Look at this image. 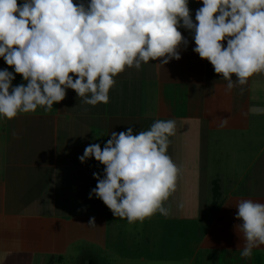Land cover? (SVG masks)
Segmentation results:
<instances>
[{
	"label": "crops",
	"instance_id": "1",
	"mask_svg": "<svg viewBox=\"0 0 264 264\" xmlns=\"http://www.w3.org/2000/svg\"><path fill=\"white\" fill-rule=\"evenodd\" d=\"M200 7L202 0H189L194 22ZM178 30L188 40L181 58L126 67L114 77L107 104H85L67 89L51 111L38 107L11 120L0 117V264H49L78 240L106 238L99 240L106 251L110 237L121 240L127 219L115 217L95 195L89 198L98 182L93 173L103 178L105 166L79 157L90 144L103 148L112 132L132 127L136 135L167 119L176 122L167 152L180 174L164 204L169 214L146 218L161 228L148 234L139 258L264 264V245L250 257L240 255L243 236L234 227L242 222L236 219L240 200L264 203V72L229 91L193 51L194 33ZM3 69L15 75L13 86H26L0 58ZM93 217L97 227L88 225Z\"/></svg>",
	"mask_w": 264,
	"mask_h": 264
},
{
	"label": "clouds",
	"instance_id": "2",
	"mask_svg": "<svg viewBox=\"0 0 264 264\" xmlns=\"http://www.w3.org/2000/svg\"><path fill=\"white\" fill-rule=\"evenodd\" d=\"M181 27L194 33L193 51L227 90L264 72V0H202L195 22L189 0H0V58L27 82L13 86V72L0 70V117L51 111L67 89L85 104H107L114 77L126 67L181 58L188 45ZM175 132L174 119L157 120L136 135L132 127L112 132L103 148L87 146L81 163L94 157L105 166L103 178L93 173L98 182L89 198L129 223L167 216L164 204L180 174L167 152ZM235 207L240 255L247 258L264 245V203L245 199ZM88 225L97 227L94 217Z\"/></svg>",
	"mask_w": 264,
	"mask_h": 264
},
{
	"label": "rangeland",
	"instance_id": "3",
	"mask_svg": "<svg viewBox=\"0 0 264 264\" xmlns=\"http://www.w3.org/2000/svg\"><path fill=\"white\" fill-rule=\"evenodd\" d=\"M18 3H23V0H18ZM207 200L210 203V197ZM95 207L96 210H100L98 205H95ZM107 209L109 208L107 207ZM157 224L161 228V224L146 219L129 223L123 229L121 240H118V236L110 237V240H108L110 249L108 251H106L107 247L103 249V243H101L106 238H98L93 242L78 240L67 250L68 253L64 255V258L56 262L58 258L54 257V260L49 264H187L188 257L178 261L175 260V262H171L166 258L157 259L156 261H151L149 258H139L138 251L141 250V244L145 243L150 232L154 234ZM150 238H148V241H150ZM140 252L145 254L143 249Z\"/></svg>",
	"mask_w": 264,
	"mask_h": 264
}]
</instances>
